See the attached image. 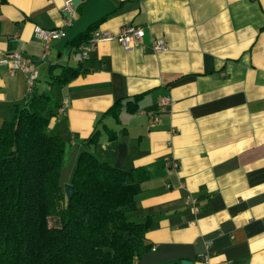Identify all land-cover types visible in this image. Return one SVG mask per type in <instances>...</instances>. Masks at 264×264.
<instances>
[{"label": "crops", "instance_id": "crops-1", "mask_svg": "<svg viewBox=\"0 0 264 264\" xmlns=\"http://www.w3.org/2000/svg\"><path fill=\"white\" fill-rule=\"evenodd\" d=\"M63 1L0 0V57H33V89L53 97L46 131L69 143L65 181L83 149L122 169L145 168L131 216L150 220L151 249L138 264H264V0H113L116 11L96 29L119 34L126 25L142 26L131 49L104 39L83 58L87 41L60 51L55 39L43 57L34 26L64 25ZM71 3L77 19L85 0ZM158 38L164 49L153 47ZM65 65L83 71L52 84L50 74ZM40 69L48 74L38 86ZM31 89L26 73L0 64V127ZM135 95L137 110L129 112L125 104ZM119 100V120L106 114L99 142L88 145L97 121ZM169 160L179 167L171 170Z\"/></svg>", "mask_w": 264, "mask_h": 264}, {"label": "trees", "instance_id": "trees-1", "mask_svg": "<svg viewBox=\"0 0 264 264\" xmlns=\"http://www.w3.org/2000/svg\"><path fill=\"white\" fill-rule=\"evenodd\" d=\"M97 24L67 46L88 41ZM82 71L62 66L61 73L50 74L51 82L65 84ZM136 97L134 104H125L127 111L137 110ZM52 100L51 92L32 87L0 127V264H138L136 259L151 249L150 220L131 216L145 168L122 169L83 149L69 180L74 187L69 202L61 182L67 142L46 131L54 115ZM122 108L115 101L103 113L85 139L88 145L99 142L103 117L110 113L119 120Z\"/></svg>", "mask_w": 264, "mask_h": 264}, {"label": "built area", "instance_id": "built-area-1", "mask_svg": "<svg viewBox=\"0 0 264 264\" xmlns=\"http://www.w3.org/2000/svg\"><path fill=\"white\" fill-rule=\"evenodd\" d=\"M62 12L64 16V25L59 27H43L41 25L34 26V36L36 39H39L44 45V54L43 57L46 56L50 51L52 40L62 39L67 36L68 30L67 27L73 26L75 24L76 19V10L74 9L71 0H64L62 5ZM144 28L140 25H126L122 28L119 34H113L108 30L103 29H93L92 35L90 39L86 42V46H81L82 57L86 58L88 56V51L92 48L93 44L97 41L104 39H113L116 38L125 49H131L132 40H138L144 35ZM88 44V45H87ZM166 46V41L164 38L154 39L153 47L155 49H161ZM0 64H4L8 67L9 72L12 74L16 70H21L27 75V80L29 87H33L35 80L38 78V69L34 66V59L31 55L24 54L21 51H11L7 52L0 57ZM69 101L66 98L63 102L67 104ZM168 103V99L166 97H162L159 101L161 106V110H165V106ZM159 117L155 115L153 117V121H158ZM169 168L171 170L179 167V162L177 160H169L168 161ZM193 203H195L194 199H191ZM194 210L197 211L198 207L194 204Z\"/></svg>", "mask_w": 264, "mask_h": 264}, {"label": "water", "instance_id": "water-1", "mask_svg": "<svg viewBox=\"0 0 264 264\" xmlns=\"http://www.w3.org/2000/svg\"><path fill=\"white\" fill-rule=\"evenodd\" d=\"M117 5L113 0H88L83 8L82 14L76 19L73 26L67 27L68 34L58 42V49L63 51L65 46L76 36L85 33L91 25L100 21L102 18L114 13ZM68 201L72 198L74 187L71 183L64 185ZM183 264H188L184 261Z\"/></svg>", "mask_w": 264, "mask_h": 264}, {"label": "rangeland", "instance_id": "rangeland-1", "mask_svg": "<svg viewBox=\"0 0 264 264\" xmlns=\"http://www.w3.org/2000/svg\"><path fill=\"white\" fill-rule=\"evenodd\" d=\"M76 53H74V56H75ZM76 57V56H75ZM56 59V58H54ZM40 82L38 81V86L39 84H43L42 82L45 81V78L48 74V70H43V69H40ZM46 74V76L44 75ZM13 114L9 117V118H12ZM69 148V143H67L66 145V153H65V158H64V163H63V168H62V172H61V182H62V185H65L67 182L65 181L67 176H68V172L70 170V148ZM48 224H53L55 222V219L54 218H48Z\"/></svg>", "mask_w": 264, "mask_h": 264}]
</instances>
